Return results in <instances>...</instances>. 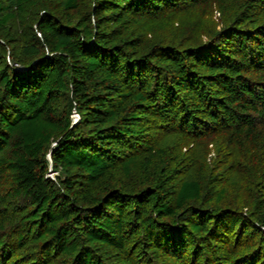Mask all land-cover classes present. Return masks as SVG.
I'll use <instances>...</instances> for the list:
<instances>
[{"label":"trees","instance_id":"16d2710c","mask_svg":"<svg viewBox=\"0 0 264 264\" xmlns=\"http://www.w3.org/2000/svg\"><path fill=\"white\" fill-rule=\"evenodd\" d=\"M45 5L0 66V264H264V0ZM186 139L215 141L208 174L182 177Z\"/></svg>","mask_w":264,"mask_h":264},{"label":"rangeland","instance_id":"374dc122","mask_svg":"<svg viewBox=\"0 0 264 264\" xmlns=\"http://www.w3.org/2000/svg\"><path fill=\"white\" fill-rule=\"evenodd\" d=\"M6 2L7 0H4V3ZM48 2L49 0H36L26 4L24 9H20L16 5L12 7L14 11L13 16L0 27V66L4 61L12 62V49H18L30 28L34 27L33 19L35 15L38 11L45 8V4ZM224 17L226 16L221 15L217 8L210 9L205 20V31H203L200 36L206 37L207 33L220 27L224 22ZM12 64L21 66L18 61H14ZM74 112L79 116L73 106L70 113L71 118ZM78 119H73V122H76ZM154 132L157 143H168L172 147H178L177 145L180 143V139H178V135H176L175 132L164 129ZM185 141L187 142L182 146V149L187 151L185 153L186 158L184 162L188 164V169L182 177H194L201 173L208 174L209 164L212 162L213 156L217 150L215 141L209 142L206 139H199L196 141L186 139ZM47 156L49 158L50 154L48 153ZM246 158L244 154L240 155L236 148V154L233 155L228 163L222 167V170H220L223 180H225L228 185L229 197H236L235 194H237L239 186L241 184H246L252 177L251 168L247 164L242 166L243 163L246 162ZM48 168V176L54 177L55 174L58 173V170L52 168L51 165H49Z\"/></svg>","mask_w":264,"mask_h":264},{"label":"built area","instance_id":"2783aa9c","mask_svg":"<svg viewBox=\"0 0 264 264\" xmlns=\"http://www.w3.org/2000/svg\"><path fill=\"white\" fill-rule=\"evenodd\" d=\"M72 118H73L74 120L78 119V115L76 114V112L72 113Z\"/></svg>","mask_w":264,"mask_h":264}]
</instances>
